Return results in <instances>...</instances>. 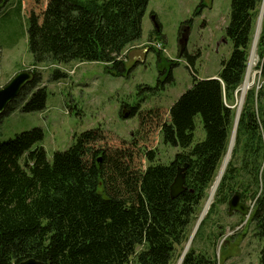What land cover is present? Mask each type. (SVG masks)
Wrapping results in <instances>:
<instances>
[{
  "label": "trees",
  "instance_id": "16d2710c",
  "mask_svg": "<svg viewBox=\"0 0 264 264\" xmlns=\"http://www.w3.org/2000/svg\"><path fill=\"white\" fill-rule=\"evenodd\" d=\"M148 1L30 0L26 18L30 66L96 61L106 73L124 75L129 70L125 56L120 55L140 38ZM261 1L231 0L225 27L231 51L216 75L198 78L193 70L197 54L180 48L179 56L193 68L192 84L168 107V120L162 119L159 108L140 112V126L149 130L155 124L152 121L160 123L161 141L176 148L166 164L155 160L154 151L146 150L148 165L143 169L135 163L141 157L138 143L109 149L108 141L101 144L105 132L99 128L74 133L69 147L54 151L50 160L40 145V127L0 140V264H18L30 257L44 264L172 263L177 248L188 240L216 167L227 152L234 120L231 101L246 71ZM155 20L157 29L150 39L161 34L156 16ZM161 51L156 52L157 63L165 61ZM256 54L257 68L264 76V14ZM168 61L165 79L172 81V67L178 63ZM58 70L51 72L50 80L63 77ZM33 71L32 81L3 115L45 109L47 89L41 85V73ZM254 95V90L246 94L231 156L206 220L216 204H227L238 190L242 201H254L250 219L264 236L263 85L257 90L256 107ZM135 113L129 110L128 116ZM196 116L205 135L194 142ZM184 165L186 188L172 198L170 184L177 168ZM202 226L203 221L196 237ZM214 238L208 236L211 244ZM181 264L217 261L206 248L190 246ZM258 264H264V244Z\"/></svg>",
  "mask_w": 264,
  "mask_h": 264
},
{
  "label": "rangeland",
  "instance_id": "374dc122",
  "mask_svg": "<svg viewBox=\"0 0 264 264\" xmlns=\"http://www.w3.org/2000/svg\"><path fill=\"white\" fill-rule=\"evenodd\" d=\"M261 3L254 24L246 71L231 101V107L234 109L232 128L241 88L246 81ZM230 4L231 0H149L142 18L140 38L128 44L120 55L121 58L125 56V67L129 71L122 76H113L104 71L102 63L96 61H72L65 64L51 62L30 66L32 55L28 50L26 33V18L32 8L30 0H0V86L4 85L14 72L24 68L39 71L42 76L41 85H45L47 89L44 110L13 111L0 117V140L11 138L15 133L32 127H40L43 130L40 145L43 146L50 160L54 151L69 147L74 133L99 128L103 133L105 132V139L101 144L108 141L109 149L138 143L141 157L136 158L135 163H141L143 169L148 165L144 155L146 150L154 151L155 160L166 164L172 160L176 148L173 149L161 141L160 123L152 121L155 124L149 130L146 125L141 127L140 112L149 108H159L163 112L162 119L168 120V107L191 86L193 68L187 64L184 56H179V50L183 45L189 54H197L193 70L198 78H210L217 74L221 61L228 58L231 51V41L225 34ZM197 9L199 12H196ZM154 15L161 25V34L155 35L156 39H150L155 27ZM180 31H182L181 36ZM183 36H186L185 42L182 40ZM158 41L164 45L163 50L155 48ZM158 50H162L165 61L157 63ZM168 60L178 63L172 67V81L165 79V71L169 67ZM257 63L255 48L248 72L249 86L244 94L241 108L249 90L255 92L254 102L256 103V97L258 100L257 90L264 83V76L261 69L257 68ZM53 68L67 71L66 75L69 76L50 80ZM61 70H58L59 73ZM68 105L71 106L70 110ZM122 110L127 112L134 110L136 113L122 117ZM195 123L194 142L201 140L205 135L199 116H196ZM224 156L216 167L213 181L200 204L189 237L195 229L205 200L217 180ZM260 169L264 173V158ZM213 200L214 198L212 202ZM242 202L249 209L246 215L242 216L237 211L228 214L227 204H216L206 220L209 206L200 222L201 224L203 221L201 234L196 237V230L190 246L196 249L206 248L214 256L217 264H258L264 236L255 222L250 219L254 201L248 199ZM208 236L214 238L213 244L209 242ZM186 243L177 248L171 264H177Z\"/></svg>",
  "mask_w": 264,
  "mask_h": 264
},
{
  "label": "water",
  "instance_id": "95a60500",
  "mask_svg": "<svg viewBox=\"0 0 264 264\" xmlns=\"http://www.w3.org/2000/svg\"><path fill=\"white\" fill-rule=\"evenodd\" d=\"M182 40L185 42L186 36H183ZM33 77H34V72L32 70L20 69V70L14 72L4 85L0 86V115H2L5 112L7 105L19 94L21 89L26 84H28L29 82L32 81ZM263 92H264V86H263ZM263 105H264V99H263ZM121 116L127 117L128 112L122 111ZM186 167H187V165H184L182 167L177 168V171H176V174L173 178V181L170 184V196L172 198L179 195L186 188L184 185V182H185L184 181V176H185L184 171H185ZM218 183H219V181H218ZM227 206H228V211H227L228 214L232 213L233 211H237L242 216H244L248 213L246 205L240 200V194L238 191H235L233 193V195L229 198V200L227 201ZM201 220H202V218L198 219L192 235L187 240L188 246L183 251L182 259L185 255V253L189 249V246L191 244L193 236H194ZM181 262H182V260H181ZM18 264H44V263L30 257V258H27V259L19 262Z\"/></svg>",
  "mask_w": 264,
  "mask_h": 264
},
{
  "label": "bare ground",
  "instance_id": "6f19581e",
  "mask_svg": "<svg viewBox=\"0 0 264 264\" xmlns=\"http://www.w3.org/2000/svg\"><path fill=\"white\" fill-rule=\"evenodd\" d=\"M263 12H264V0H262L261 7H260V13H259V17H258L257 28H256V31H255L253 44H252V48H251V53H250V57H249V62H248V67H247V74H246V79H245L246 81L242 85V88H241V96H240L239 104H238L237 111H236L234 125H233L232 131H231V136L229 137L230 139H229V143H228V147H227V152H226V155L224 156V160H223L222 166L220 168V172H219V174L217 176V180H216L214 186L212 187L209 195L207 196V198L205 200L202 212H201L200 217H199L200 219L204 216V214L206 213L208 207L210 206V203L212 202L214 191L216 190V186H217L218 181H219V179H220V177L222 175V172H223V170H224V168H225V166H226V164H227V162L229 160L230 152H231V150L233 148V145H234L236 129H237V124H238L237 122H238L239 115H240V112H241V103H242V100L244 98V94L246 92V89L249 86V81H248L249 75H248V72H249V69L251 67L252 60H253L254 54H255V48H256V43H257V39H258V34H259V31H260V23H261V20H262V17H263ZM153 19H154V25H155L153 30H156L157 29V23H156V20H155V15H154ZM160 43H161V41L157 42V44L155 45V48L163 50L164 49V45H161ZM256 102H257V100H256ZM255 107H256V103H255ZM187 246H188V243H186V245L184 247V250H185V248H187ZM182 255L180 256V259L177 262V264L181 263Z\"/></svg>",
  "mask_w": 264,
  "mask_h": 264
},
{
  "label": "built area",
  "instance_id": "2783aa9c",
  "mask_svg": "<svg viewBox=\"0 0 264 264\" xmlns=\"http://www.w3.org/2000/svg\"><path fill=\"white\" fill-rule=\"evenodd\" d=\"M259 87H260V86H259ZM259 87H258V88H259ZM256 100H257V97H256Z\"/></svg>",
  "mask_w": 264,
  "mask_h": 264
},
{
  "label": "crops",
  "instance_id": "0c3cea01",
  "mask_svg": "<svg viewBox=\"0 0 264 264\" xmlns=\"http://www.w3.org/2000/svg\"><path fill=\"white\" fill-rule=\"evenodd\" d=\"M142 21H143V19H142ZM81 64V63H80Z\"/></svg>",
  "mask_w": 264,
  "mask_h": 264
}]
</instances>
